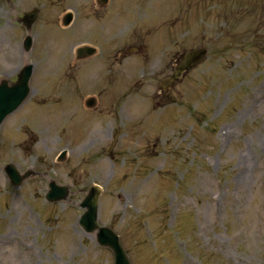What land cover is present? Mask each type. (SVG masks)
<instances>
[{
    "label": "rangeland",
    "instance_id": "374dc122",
    "mask_svg": "<svg viewBox=\"0 0 264 264\" xmlns=\"http://www.w3.org/2000/svg\"><path fill=\"white\" fill-rule=\"evenodd\" d=\"M83 43L98 51L76 60ZM26 63L29 95L0 125V264H115L79 223L93 184L132 264H264V0H0V80ZM38 120L53 124L30 152ZM8 163L34 174L13 185ZM51 180L66 198H46Z\"/></svg>",
    "mask_w": 264,
    "mask_h": 264
},
{
    "label": "water",
    "instance_id": "95a60500",
    "mask_svg": "<svg viewBox=\"0 0 264 264\" xmlns=\"http://www.w3.org/2000/svg\"><path fill=\"white\" fill-rule=\"evenodd\" d=\"M106 1V0H100ZM39 9L33 8L23 14L19 18V21L23 22L28 28H31L38 16ZM73 18L72 13H68L64 17V24L67 25ZM33 45V37L27 34L24 38L25 50H30ZM78 53L80 57L92 55L96 52V48L91 45H83L78 47ZM207 54L206 47H199L188 50L184 56L183 61L177 66L173 74L165 79L161 86L165 89L174 85L177 77L190 67L197 64ZM33 63L26 64L18 73L16 81L9 83L7 79H4L0 83V124L4 118L17 108L23 100L28 96L30 92V78L33 72ZM89 105L94 104L93 97L87 100ZM66 152L63 151L61 159L65 158ZM6 171L9 174L14 184H20L23 179L31 174V170H28L24 174H21L14 164H8ZM50 189L47 193L49 200H59L65 198L68 195L69 188L66 185H59L54 180L49 183ZM101 190L98 185H92L88 194L85 196L81 205L86 208L85 212L80 217V224L88 232L97 230V239L100 244L107 245L112 248L115 255V264H132L127 252L125 251L119 234L115 232L111 227L99 225L98 223V198Z\"/></svg>",
    "mask_w": 264,
    "mask_h": 264
},
{
    "label": "bare ground",
    "instance_id": "6f19581e",
    "mask_svg": "<svg viewBox=\"0 0 264 264\" xmlns=\"http://www.w3.org/2000/svg\"><path fill=\"white\" fill-rule=\"evenodd\" d=\"M45 120L49 121L50 119H45ZM38 121H39V123L37 124L35 122V124L38 125L37 127L42 129V131H40L39 134H35V133L31 132L30 130L26 131L27 134H29L30 141H31L30 143H26V145H28L26 148L30 152H38L39 147H40V141H41L40 137H39L40 134L44 133L46 130H48L49 126L47 127V124H53V121H52V123H46V122H43L41 120H38Z\"/></svg>",
    "mask_w": 264,
    "mask_h": 264
}]
</instances>
